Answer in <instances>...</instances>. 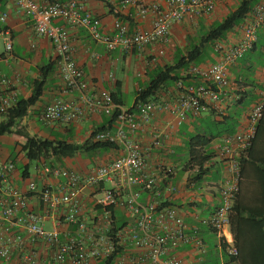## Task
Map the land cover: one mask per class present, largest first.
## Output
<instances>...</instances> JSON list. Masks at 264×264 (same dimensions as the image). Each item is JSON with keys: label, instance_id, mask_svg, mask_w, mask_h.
<instances>
[{"label": "built area", "instance_id": "1", "mask_svg": "<svg viewBox=\"0 0 264 264\" xmlns=\"http://www.w3.org/2000/svg\"><path fill=\"white\" fill-rule=\"evenodd\" d=\"M99 1L104 5L119 3L123 7H134L142 19L151 15L150 28L130 32L126 23L115 19L112 34L105 35L100 32L99 18L82 12L76 0L64 3L46 0L44 4L37 0H17V7L32 22L35 33L51 43L63 91L80 94L79 102L54 101L47 105L41 114V121L46 125L77 122L84 115L83 105L95 115L109 116L118 109L120 114L114 129L96 134L94 141L121 144L123 151L111 162L97 165L86 176L42 162L40 169L37 166L33 169L44 180L42 187L31 178L26 182L25 193L12 185L14 164L0 162L1 264H184L177 255L180 247L190 246L198 254L206 251L197 229L188 232L176 207L160 200L140 202L141 193L153 191L157 181L147 172L141 147L126 138L124 128L136 132L154 113L166 111L174 116V122L169 126L174 129L188 115H200L206 100L217 101L222 90L230 85L228 68L243 59L255 46L257 32L264 26V2L257 3L235 28L240 32L235 40L228 38L214 42L212 48L217 56L216 62L206 67H189L188 75L197 77L199 85H184L179 81L174 101L146 102L138 106L137 112L129 113L128 109L115 105L106 90L93 98L87 97L88 83L75 63L68 32L54 26L53 22L61 20L72 27H84L91 39L103 44L107 51L130 54L133 50L166 44L172 23L210 15L219 0H164L162 4L150 5L144 0ZM6 20L7 15L1 13L0 25ZM11 49V41L7 39L4 50L9 53ZM161 54L162 51H158V55ZM4 84L6 79L0 74V115L15 102L14 92L2 95ZM263 106L264 95L249 109L246 127L226 136L218 149L219 155L226 161L227 177L220 189L219 204L205 224L219 236L220 244L228 245L226 251L229 256L237 254L226 233L230 230L231 208L241 181L239 158L251 146ZM159 167L165 179L172 176L171 167ZM50 178L56 181L55 186L48 183ZM106 182L109 186L99 189V185ZM83 190H87L89 195L95 193L91 207L102 211L101 214L91 212L88 220L80 219ZM174 191L172 186L167 188V192ZM27 195L36 197L42 214L30 209ZM109 208L124 212L127 218L124 226L112 230ZM59 212L60 216L56 218L55 214ZM48 219H51L49 230L45 229Z\"/></svg>", "mask_w": 264, "mask_h": 264}, {"label": "crops", "instance_id": "2", "mask_svg": "<svg viewBox=\"0 0 264 264\" xmlns=\"http://www.w3.org/2000/svg\"><path fill=\"white\" fill-rule=\"evenodd\" d=\"M44 4L46 0H37ZM64 3L68 0H56ZM146 4H162L164 0H144ZM82 12L92 13L100 20V32L111 35L113 22L118 19L128 25L130 32L149 29L152 16L140 18L134 7H123L119 3L104 5L99 0H76ZM238 0H219L215 10L210 15L200 16L194 20H184L170 25V38L166 44H156L141 51L133 50L130 54L119 51H107L103 44L91 39L89 32L84 27H72L61 20H55L53 25L62 27L68 32L70 45L73 50L76 65L83 71L88 83L86 95L93 98L102 90L114 92L115 84L120 92H126L130 87L134 91L147 84L156 68L165 69L173 66L176 61L186 56L189 47L197 45L199 38L209 31L216 23L221 22L232 11ZM7 15L6 23L0 25V74L6 79L2 95L15 93V101L28 98L33 90V82L39 78L38 71L49 64L54 70L44 81L43 93L38 103L33 106L22 123L42 125L41 136L45 139L59 137L71 141L73 137L87 135L96 127L103 125L106 116L95 115L83 105L84 115L71 124L53 123L44 124L40 117L45 107L54 101L73 100L80 101V94L76 91L64 92L61 78L57 69V58L51 43L39 37L32 22L19 10L17 0H2L0 14ZM240 32L237 29L229 32L225 39L235 40ZM10 39L12 49L9 53L4 50V44ZM208 52L198 64H190L186 69L179 70V77L190 76L188 69L192 65L206 67L217 60L216 54L210 45ZM162 51L158 55V51ZM94 55H97L96 57ZM264 58V26L257 32V41L253 50L247 52L243 59L228 68L230 85L223 89L219 99L215 102L206 100L204 110L198 116L188 115L180 126L170 129L174 116L166 111H158L136 132H130L126 127L124 132L129 141L139 144L143 158L147 165V172L156 177L157 184L153 191L141 193L140 202L160 200L178 209L188 228V232L197 229V235L206 245L204 254H198L190 246H182L177 251L178 257L184 264H233L221 246L219 236L208 229L205 222L219 204L220 189L227 177L226 161L219 155L218 149L221 141L229 135L242 131L247 124L246 116L249 109L264 95V62H258V56ZM134 58L141 69L130 76L129 68L131 59ZM153 59V61H152ZM136 70V68H135ZM189 84H200L199 79L189 81ZM135 97V96H134ZM129 106L124 104L125 109ZM176 97V88L173 84L166 85L157 96V103L171 102ZM31 127V126H30ZM114 129V127L112 128ZM201 137L209 140L199 151L204 153L206 161L203 168L206 172L196 179L197 166L189 163V143L192 138ZM73 142V140H72ZM78 143V142H76ZM180 150L187 155L181 173L176 175L174 156ZM123 151L119 144L118 150H98L91 154H78L73 158L63 159L65 166L79 172L82 176L88 175L97 165L109 163L117 158ZM83 156H85L83 158ZM160 165L172 168L173 174L165 180ZM16 167V166H15ZM29 167L31 178L38 186L43 184L39 173ZM211 172L215 176H211ZM12 185L21 192H26V181L20 176L16 168L13 174ZM52 186L55 180L48 179ZM104 187L109 184L103 183ZM101 185V186H102ZM172 186L174 192H167ZM259 183L252 173L245 167L241 179L240 201L244 205L250 198L257 197ZM87 190L81 194V217L88 220L91 215V198ZM28 204L37 214L43 210L36 197L27 195ZM251 202V201H250ZM60 212L55 214L59 218ZM121 218H127L121 215ZM124 216V217H123ZM45 224L51 228V219ZM71 229V227H68ZM227 239L233 241L231 229L226 233Z\"/></svg>", "mask_w": 264, "mask_h": 264}, {"label": "trees", "instance_id": "3", "mask_svg": "<svg viewBox=\"0 0 264 264\" xmlns=\"http://www.w3.org/2000/svg\"><path fill=\"white\" fill-rule=\"evenodd\" d=\"M259 2H264V0H239L235 8L221 22L216 23L199 38L198 44L193 46L187 52L186 56L179 58L173 66L166 67L165 69L156 68L149 82L144 87H140L135 91L134 101L128 109V112H137L138 106L143 103L157 102L159 92L166 85L173 84L176 88V83L179 81L184 85H188L191 80L196 81L198 79L197 77H179V70L186 69L190 64H198L206 54V47L213 46L216 41H224L225 36L237 28ZM53 70V64H49L40 69L38 71L39 78L33 82L31 95L26 99L15 101L11 107L0 115V144L3 137L8 135L14 134L20 138L16 143V146L19 147V151L22 154L21 159L23 160L22 167L19 171L21 178L26 182L31 179L29 173L30 162H35L36 164L34 166H37L39 169L40 163L43 162L50 166H61L66 170L74 171L70 167L65 166L63 159L73 158L78 154H91L98 150L109 151L119 149V144L94 141L96 134L113 130L112 128L115 127L120 114L118 109H115L111 115L106 116L103 125L94 128L81 143L66 141L59 137L40 139L30 135L24 129H16L17 124L26 118L30 109L39 102L43 93L44 81ZM117 89L119 87L115 84V91L108 92L114 104L124 108L123 96ZM208 142L209 140L206 138L196 137L192 138L189 143V163L197 166L196 179H199L206 172V169L203 168L206 157H204V153L199 151V149L203 148ZM2 158L4 159H1L0 162L8 161L5 157ZM10 162L15 166L13 161ZM34 166L31 168H34ZM239 166L241 179L245 167H248V170L250 168L259 183V192L257 193V197L255 196L254 199H249L251 202L249 201L243 205L239 200L241 190L240 181L239 191L235 197L230 213V229L233 236L232 246L236 249L237 254L235 256H229L226 251L228 245L220 244V246L224 254L230 258L233 264H264V106L261 119L256 126L255 136L251 146L246 154L239 158ZM39 187L42 186L40 185ZM102 187L103 185H99V189ZM99 189L97 188L96 193ZM94 194H90V200L93 199ZM90 210L91 212L96 211L98 214L102 212L100 208L91 207ZM109 211L112 213V230H117L124 226L126 220L124 218L119 219L117 212L113 208H109ZM80 219L83 218L80 216Z\"/></svg>", "mask_w": 264, "mask_h": 264}, {"label": "rangeland", "instance_id": "4", "mask_svg": "<svg viewBox=\"0 0 264 264\" xmlns=\"http://www.w3.org/2000/svg\"><path fill=\"white\" fill-rule=\"evenodd\" d=\"M239 2V0H238ZM237 2V3H238ZM194 46V45H192ZM192 47H189V49H191ZM209 46L206 47L205 49V53L208 52V49ZM258 62L257 63H260V62H264V58L260 55L258 56ZM134 58L131 59V62H130V68H129V72H130V76L133 77L132 75L137 71V68L139 67L141 69V67L136 63L134 62ZM136 68V70H135ZM146 84H141V87H144ZM134 88L133 87H130L126 92L123 93V101H124V104L126 106H129L131 103H132V100H133V97H134ZM31 126V127H30ZM17 128H21V129H24L26 132H28L30 135H33V136H36L40 139H43V137L41 136V129L43 128L42 125H39V124H36V126L30 124V123H22L21 121L17 124ZM86 138V134H82V135H79V136H74L73 137V142H78V143H81L83 142V140ZM20 138L17 136V135H8V136H5L3 137L2 139V142L0 144V160L1 159H4L2 157H5L6 160H8L9 162L10 161H13L15 163V166L16 168L19 170L21 167H22V164H23V160L21 159V153L19 151V147L16 146V143L17 141H19ZM71 140V141H72ZM85 156H83L84 158ZM174 160H175V164H176V167H175V172L174 174L178 175L181 173V169L184 165V163L186 162L187 160V155L186 154H183L180 150L177 151V153L175 154L174 156ZM58 163V162H56ZM36 163L35 162H30L29 165L30 166H34ZM59 164V163H58ZM34 169V168H32ZM211 176L214 177L215 176V173L214 172H211ZM124 212L123 211H117V215H118V218L120 219L123 215ZM45 229L49 230V226H47L45 224ZM15 264V263H14Z\"/></svg>", "mask_w": 264, "mask_h": 264}]
</instances>
